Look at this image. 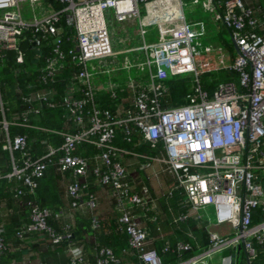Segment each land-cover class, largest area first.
<instances>
[{
  "label": "built area",
  "instance_id": "1",
  "mask_svg": "<svg viewBox=\"0 0 264 264\" xmlns=\"http://www.w3.org/2000/svg\"><path fill=\"white\" fill-rule=\"evenodd\" d=\"M59 1L64 9L56 12L47 10L46 0H0L3 12L0 53L15 52L17 63L23 64L22 36L26 30L33 29L38 36L32 38V47L41 46L48 36L54 38L52 52L39 69L44 84L55 83L66 63L76 69L67 87L68 94L59 102L50 101L51 93L47 92L24 98L29 106L38 101L65 110L66 126L71 130L57 132L63 138L60 148H50L36 160L26 158L23 166L18 167L13 153L25 150L28 139L24 135L10 139V123L6 119L1 122L7 137L4 149L10 151L13 161V171L8 177L23 178L33 191L35 180L43 177L52 157L62 152L59 169L70 174L71 207L79 210L85 205L91 212L93 230H98L96 198L90 195L84 200L82 192L84 184L89 182V162L77 154L83 144L96 146L100 150L96 158L102 162V168H95L94 174L97 183L108 189L114 199L121 230L128 236L130 250L137 258L130 264H163L156 248L151 247L159 239L152 235L149 223L155 226L161 240L166 241L163 253H176L180 258L178 264H257L258 245L264 246V20L258 16L259 9L252 5L255 0H191L193 6L201 7L211 16L212 22H221L230 31L239 52L230 69L238 74V83L221 82L212 94L202 87L196 64L200 53L194 45L195 40L207 34V24L188 20L183 0H179V18L171 23V35L153 42L147 40V26L140 18V6L148 0ZM24 4L31 5L33 12L39 9V17L34 14L31 21L24 20ZM109 10L114 11L119 23L139 22L142 44L141 55L136 60L143 56L144 61L135 66L145 71V79L128 80L126 87L130 96L124 101L129 106L119 107L116 113L98 105L100 89L88 68L93 61L103 62L118 55L112 50L105 19V12ZM61 14L66 25L75 31V39L67 50L61 44L63 29L57 26ZM162 17L167 18L165 12ZM212 51L213 46L205 48L206 54ZM109 65L115 63L110 61ZM132 67L127 60L124 69ZM107 72L120 73V70L116 67ZM187 75L193 76V85L186 103L163 107L166 82L172 77ZM121 87L110 85L106 92L112 99H118ZM29 111L39 112L33 107ZM28 124V113H24L21 123L16 125ZM118 130L126 142L131 143L135 136L138 145L159 150L161 144L164 153L158 157L145 156L116 146ZM126 156L145 159L148 163L142 164L144 170L155 161L166 167L175 184L169 192L170 199L175 191L183 195L178 203L181 209L168 205L171 216L168 223L180 228L193 220L204 226L208 233L206 247H201L190 228L185 234L192 241L178 240L173 245L165 239L159 218L162 213L148 188L143 187L141 194L133 193L123 162ZM135 210L143 212L142 223L135 216ZM151 211H154L152 216ZM50 216L48 209L34 207L30 223L17 232V238L38 234L47 238L52 246L73 238L71 225L63 227V233H57L48 223ZM4 233L0 227V263L7 250ZM195 248L196 253L186 258L185 254ZM96 253L97 264H120L109 247H98ZM68 255L70 264H88L80 246H70Z\"/></svg>",
  "mask_w": 264,
  "mask_h": 264
},
{
  "label": "trees",
  "instance_id": "2",
  "mask_svg": "<svg viewBox=\"0 0 264 264\" xmlns=\"http://www.w3.org/2000/svg\"><path fill=\"white\" fill-rule=\"evenodd\" d=\"M252 5L259 9L258 16L260 19L264 20V0H255ZM46 6H48V9L56 12L64 9V5L61 4L59 0H46ZM63 14H61L62 17L57 26L63 29L61 44L62 48L67 50L72 46V42L75 39V31L73 28L66 25ZM216 24V26L211 24L210 26H212L213 29L208 27L207 33L212 35L216 32L220 37L219 42H221L223 47H221L219 43L218 45L216 43V45L213 46L212 52L204 57L200 56L196 59V64L200 70L201 76L203 75V77H205V79L202 78L201 80L202 87L209 93L213 92L219 83L228 81L236 83L239 78L236 72L230 70L235 60L238 58V49L233 42L229 44L223 38L221 39L222 33L230 36V31L221 22H217ZM36 35L33 29H28L22 36L21 48L25 53V62L23 64L17 63V54L15 52L4 51L0 53V209L6 204L12 211V214L0 219V227L5 231L4 240L7 244L5 255L8 253L10 241L19 239L16 236L17 232L30 223L31 212L34 207L48 209L51 212V216L48 219L49 225L55 229L57 233H63L59 226V220L62 217V210L69 205V203L71 205L72 202L68 195V187L71 182L70 174L62 173L59 169V159L62 156V152H58L56 156L52 157V162L49 164L43 177L35 180L36 187L33 191L26 186L23 178L8 177L13 171V161L10 151L4 149L7 143L6 133L1 124L4 119L10 123L8 130L10 139L18 135H24L28 139V146L25 150L15 151L13 153L14 162L18 167L23 166V161L26 158L36 160L47 154L50 148H60L63 145V138L57 132L71 130L69 126H66L65 110L62 107L51 108L47 104H41L38 101L29 106L26 101H24V98H29L38 92H47L51 93L50 101L59 102L68 94L67 87L71 82L73 72L76 70L66 63L64 70L59 73L55 83L49 82L48 84H44L40 79L41 73L39 69L43 65L45 58L50 56L52 52L54 38L48 36L43 39L41 46L32 47L31 40ZM190 76L191 75L172 77L166 82L167 93L162 98L163 107L179 106L186 103V96L191 92L188 86L189 81L190 83L192 82V77ZM117 93L118 99H112L110 93L98 91V105L103 109L110 110L112 113H116L117 109L121 106L124 108L128 107L129 103L124 101L130 96V91L127 87L122 86L118 89ZM31 107L37 108L39 112L30 113L29 110ZM24 113H28V126L16 125L21 123ZM124 139L123 133L121 130H118L114 145L136 153L148 150L150 153L149 156L153 157L161 156L164 153L161 144L160 149L156 150L148 145H138V138L135 136L131 143L126 142ZM24 154H26V156H24ZM77 154L85 157L89 162V182L84 184L85 187L82 190L83 199L86 200L90 195L96 198L97 208L95 210V215L98 218L100 228L98 230H93L91 214H85V216L80 215L81 213L76 214L79 227H76V229L72 227L73 238L66 239L58 246H52L50 244L51 248L56 252L63 250L67 254L70 246H80L85 251L88 264H97L96 251L98 247H109L114 251L115 256L120 259V264L136 262L137 258L133 256L128 244V236L121 230L119 223L120 215L115 208L114 199L108 189L97 183V177L94 174L95 168H102V162L96 158L100 154V150L96 146L83 144L79 147ZM137 171L140 175L139 177L137 176L138 179L132 175L134 172L128 176V180L133 188V193L141 194L143 187H149V193L151 192L150 194L153 196L150 182L147 178H144V175L141 174V170ZM147 173L149 175V172ZM158 173L159 177L161 176V178L164 179L168 178L167 184L170 181L174 182L173 177L167 172L164 165L159 168L156 174ZM148 175L147 177H149ZM167 190V192L161 196V200L164 205V218L169 221L171 220V216L167 210L168 205L177 207V210L181 209L179 202L183 200V195L180 191H175L173 192L172 199H170L171 195L169 192L171 189L167 187ZM108 209L110 213L104 215L102 212ZM134 214L142 223L143 212L135 210ZM150 215H154V211H151ZM254 222H258V220ZM148 226L151 232L155 229L152 223H149ZM187 228H190L200 240L201 247H206L208 244V233L204 230V226L199 225L193 220H191L187 226L180 225L178 235L174 240H166L173 245L177 238H185L187 241H192L186 237L185 231ZM30 235H28V237ZM26 236L22 238V240H25L27 238ZM90 236L92 237L91 239H89ZM91 240L93 241L91 242ZM165 242L166 241L158 240L154 242L151 247L156 248L159 255L162 257L163 264H178L180 258L176 253H163ZM94 243L97 244V247L94 246ZM192 243L194 244V242ZM196 251L197 248H195L193 252L185 254V257L188 258L194 255ZM258 252L259 257L256 263L263 264L264 246L258 245ZM4 256L0 264H5L3 260ZM21 263L22 262L14 264Z\"/></svg>",
  "mask_w": 264,
  "mask_h": 264
},
{
  "label": "crops",
  "instance_id": "3",
  "mask_svg": "<svg viewBox=\"0 0 264 264\" xmlns=\"http://www.w3.org/2000/svg\"><path fill=\"white\" fill-rule=\"evenodd\" d=\"M46 8L47 10L50 11V9H48V6ZM140 11H141L140 13L141 21L143 22V17L145 19V22H143V24L149 26L150 29L152 28V30L149 31L147 29L146 38L148 41L153 42L163 38V36L165 37L166 35H171V23L173 22V20L178 19L180 16V4H179V0H148L147 3L141 4ZM163 12H165V14L167 15L166 19H163L162 17ZM114 24L115 26L119 24L118 35L119 36L121 35L124 38L123 44L126 47L125 49L122 50V52L121 51L120 52L125 55L126 54L129 55L128 53L130 54L141 53L139 51V47L142 43V36L140 32L139 22H137V20H131V21L119 23L115 19ZM210 25H211L210 22H208V24L206 25L207 28L210 27L213 29V27ZM127 82L128 81L124 82V84L118 82L117 85L126 86ZM236 83H238V81ZM142 160H143L142 158H139L137 156H126L123 162L125 163L124 165L128 171V174L131 175L132 172L138 173L137 170H141V171L143 170L147 175H148L147 172L154 173L155 177L158 179L159 173L158 174L156 173L163 164L155 161L149 163L150 164L149 168L144 170L141 168L142 164H144ZM145 162L146 164L148 163L146 160ZM150 177L151 176L147 177V179L150 182V187L152 189L153 196H151V194L149 195L151 196L153 201H156L157 208L161 210L160 213L162 214L159 218H160V224L162 226L163 235L167 240H174L178 235L179 228L170 226L168 220L164 218L165 217L163 211L164 205L161 200L162 198L161 196H163L168 190L165 191L162 195H159L160 193H155L154 186L151 180L153 179L154 181L156 178H152V177L150 178ZM167 179L162 178L163 182H165L166 184H167ZM158 184L160 185V183L157 181L156 186H158ZM174 185H175L174 182L170 181L167 184V187L168 189H172ZM148 190H150V188ZM165 203L169 204L168 202ZM2 207L3 208L0 209V219L2 217H7L9 214H12V211L6 206V204H4ZM169 211L170 210H168V212ZM102 213H104V215L105 214L108 215L110 213V210L108 209L105 212L103 211ZM76 214L85 216V214L89 215L91 214V212L85 205L82 206L79 210L73 211V208L69 203V205H67L62 210V217L59 220L60 228L62 229L66 225H71L75 229L76 227L78 228L79 226L76 220L77 218ZM219 230L223 231L224 229L220 228ZM152 235L155 236L157 239H159V241H163L161 240V237L159 236V234L156 232L155 229L152 231ZM26 237L27 240L18 239V240L10 241L8 253L4 256L3 259L5 264H14L19 262L27 263V264H70V258L68 253L66 254L63 250H60L59 252L54 251L50 246V242L45 237H42L41 235L38 234L35 235L33 234L30 235L29 237L27 235ZM91 238L92 237L90 236L89 239ZM177 240H185V238H181V239L177 238L176 241ZM92 241L93 240H91V242ZM94 244H95L94 246L97 247V244L96 243Z\"/></svg>",
  "mask_w": 264,
  "mask_h": 264
},
{
  "label": "rangeland",
  "instance_id": "4",
  "mask_svg": "<svg viewBox=\"0 0 264 264\" xmlns=\"http://www.w3.org/2000/svg\"><path fill=\"white\" fill-rule=\"evenodd\" d=\"M184 4H185V14L188 20H191L192 22H197V21H203L206 24H208V22H210V24L213 25H217L216 23L211 21V16L208 15L207 13L203 12V10L201 9V7H196L193 6L191 4V0H183ZM23 9H22V14H23V18L26 21H31L34 18V14H36L37 16L39 15V9H36L35 12H33V8L31 7V5L29 4H24L22 5ZM3 15V12L0 11V17ZM39 17V16H38ZM143 17V16H142ZM105 19L107 22V28L109 30V34L111 37V45H112V50L113 52L117 53L118 55L114 58H109L107 60L102 61H93L91 63L88 64V68L91 74H93L94 76V81L95 84L98 86V88L100 89V91H105L109 88L110 85H116L118 82L124 84V82L128 81L129 79H139V78H143L145 79V71L143 68L141 67H137L135 65L140 64L141 62L144 61L143 56L141 58H139V60H136V57H138L139 55H141V53H135V54H129V55H121L123 53L122 50L125 49L126 47L123 44V37L120 35H118V28H119V24L115 26L114 22H115V15H114V11L113 10H109L105 12ZM143 22H145V19L143 17ZM154 22V21H153ZM194 23H190V24H194ZM147 24V23H145ZM148 31L152 30V28L150 29L149 26H147ZM224 39L225 41H227L229 44H232L231 38L229 35L226 34H221V39ZM220 41V37L219 35L216 34V32L212 35H209V33H207L205 36H203L202 38H199L197 40H195L194 45L196 46L198 52L200 53V56H206V52H205V48L209 47V46H214L218 45V43L220 44L221 47L222 44ZM142 44V43H141ZM121 51V52H120ZM129 60L130 64L133 65L132 69L130 70H126L124 69L125 66V62ZM114 62L115 65H109V62ZM118 67L120 70V73H114V72H110L108 73V70L114 69ZM192 77V82L190 83L189 81V89L191 91L192 85H193V76ZM205 79V77H203V75L201 76L200 73V80ZM202 83V82H201ZM213 92H211L210 94H212ZM141 155H149V151L148 150H143L141 151V153H139ZM143 163H146L145 160H142ZM141 174L144 175V178H147V174L145 173V171H141ZM152 176V178H156L154 173H150L149 172V176ZM135 177H139L140 175L138 173H133L132 174ZM137 177V179H138ZM169 177V175H168ZM159 179V180H158ZM158 179L156 178L154 181L153 179L151 180V182L153 183L154 186V192L155 193H160L159 195H162L166 190H167V186L166 183L163 182L161 176H158ZM160 183V185H157V181ZM152 185V184H151ZM215 228V227H213ZM233 236V235H232Z\"/></svg>",
  "mask_w": 264,
  "mask_h": 264
}]
</instances>
